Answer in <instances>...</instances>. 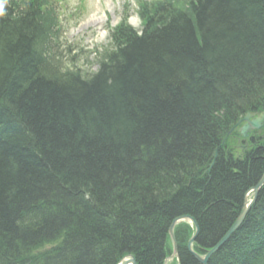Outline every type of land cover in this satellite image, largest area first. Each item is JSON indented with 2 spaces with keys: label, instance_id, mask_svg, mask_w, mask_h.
<instances>
[{
  "label": "trees",
  "instance_id": "trees-1",
  "mask_svg": "<svg viewBox=\"0 0 264 264\" xmlns=\"http://www.w3.org/2000/svg\"><path fill=\"white\" fill-rule=\"evenodd\" d=\"M1 6L0 264H164L184 216L214 247L264 172V140L229 135L264 111V0L145 4L92 75L54 55L47 0ZM210 264H264V187Z\"/></svg>",
  "mask_w": 264,
  "mask_h": 264
},
{
  "label": "rangeland",
  "instance_id": "rangeland-1",
  "mask_svg": "<svg viewBox=\"0 0 264 264\" xmlns=\"http://www.w3.org/2000/svg\"><path fill=\"white\" fill-rule=\"evenodd\" d=\"M81 2L82 0H64L65 9H62V12L65 15L64 20H67V22H65V32L61 39L62 44L66 45L67 48H71L74 53H78L80 49H83L85 55L81 57V65L84 66V69L95 73L98 69L95 52L103 51L104 48L110 45L109 29L111 27H114L124 15H133L131 22L134 28L136 27V30L141 28V21L135 13L138 9V0H102L98 8L100 11H97L95 6H98L97 0H88L86 13L80 11L82 12L81 15L70 19L69 16L75 13ZM106 12L114 15L113 21L109 24L104 19ZM101 22H104V25H100ZM66 47L64 46L63 49ZM64 52L67 53V50Z\"/></svg>",
  "mask_w": 264,
  "mask_h": 264
},
{
  "label": "water",
  "instance_id": "water-1",
  "mask_svg": "<svg viewBox=\"0 0 264 264\" xmlns=\"http://www.w3.org/2000/svg\"><path fill=\"white\" fill-rule=\"evenodd\" d=\"M242 123H244V125L241 127L240 132H241V135L243 137L249 136V134L252 133L253 131H260L264 128V112L262 114H259V115L253 114V113H248L244 119H242L241 121L238 122L237 126H240ZM263 187H264V174H263L262 178L260 179L259 183L257 184V186L254 188L256 195L253 198V200L251 201V205L250 206H244L242 212L240 213L239 220L233 225L232 229L226 235L223 242H220L215 248L209 250L207 252V254L205 255V257L198 255L193 249L195 240L198 237L199 225L195 222V220L192 217H189V216L176 219L173 222L171 229H170V237L172 239L173 246H174V253H173L172 257H177V255H178V243H177V239H176V236L174 233V230H175L174 228L179 223L189 220L195 224L196 234L189 240L188 250L202 264H208L211 257L214 256L216 253H218L221 250V248L227 243V241L230 239V237L243 225V222L246 220L250 209L252 208V206L256 202V199L258 196L257 194L259 193V191ZM120 264H137V261H136L134 256L130 255V256L125 257Z\"/></svg>",
  "mask_w": 264,
  "mask_h": 264
},
{
  "label": "bare ground",
  "instance_id": "bare-ground-1",
  "mask_svg": "<svg viewBox=\"0 0 264 264\" xmlns=\"http://www.w3.org/2000/svg\"><path fill=\"white\" fill-rule=\"evenodd\" d=\"M220 149H222L224 152V155H226V158H228V156L230 155V150L228 149V147H226V146H222V147H220ZM231 149L232 150H235L236 149V147L235 146H232L231 147ZM252 149H255L254 151L255 152H258L259 150V148H252ZM218 153H219V148L217 149V152H215L214 153V159H213V161H212V164L214 165L215 163H216V161H217V159H218ZM263 174H264V172H263ZM263 174L261 175V177L258 179V181H257V183H256V185L254 186V187H251L250 189H248L247 190V192H246V194H245V196H244V198H243V203H242V208H241V210H240V213L242 212V210H243V208H244V206H250L251 205V201L253 200V198L255 197V191H254V188L257 186V184L259 183V181H260V179L262 178V176H263ZM263 189V188H262ZM261 189V190H262ZM261 190L259 191V193L257 194L258 196H257V199H256V202H257V200H258V197H259V194L261 193ZM256 202L254 203V205L256 204ZM254 205L252 206V208L254 207ZM252 208L250 209V211H249V213H248V215L250 214V212H251V210H252ZM240 213L238 214V215H235V219H234V223H233V225L239 220V216H240ZM248 215H247V217H248ZM195 219V218H194ZM247 219V218H246ZM196 220V219H195ZM246 221V220H245ZM245 221L243 222V224L245 223ZM173 224V223H172ZM172 224H171V226H172ZM180 224H178L177 226H175V230H174V233H176L175 231H176V228L179 226ZM233 225H231V227L227 230V232H226V234L221 238V240L214 246V247H212V248H210V249H202L203 250V252H197V248H196V246H193V249H194V251L198 254V255H200V256H202V257H205V255L207 254V252L209 251V250H211V249H213V248H215L220 242H223V240H224V238L226 237V235L229 233V231L232 229V227H233ZM171 226H170V229H171ZM242 227V226H241ZM241 227L230 237V239L227 241V243L235 236V234L236 233H238L239 231H240V229H241ZM170 229H169V236H170ZM201 233V230H200V226H199V231H198V236H199V234ZM171 238V237H170ZM198 238V237H197ZM188 243H189V241H188ZM188 243H187V249H188ZM196 243H197V239L195 240V243H194V245H196ZM224 247V246H223ZM222 247V248H223ZM221 248V249H222ZM189 251V250H188ZM190 253V252H189ZM191 254V253H190ZM192 255V254H191ZM193 256V255H192ZM194 257V256H193ZM214 256H212L211 257V259L213 258ZM195 258V257H194ZM196 259V258H195ZM211 259H210V261H211ZM197 260V259H196ZM198 262H199V264H202L199 260H197ZM210 261L208 262V264H210ZM165 264V263H164Z\"/></svg>",
  "mask_w": 264,
  "mask_h": 264
},
{
  "label": "flooded vegetation",
  "instance_id": "flooded-vegetation-1",
  "mask_svg": "<svg viewBox=\"0 0 264 264\" xmlns=\"http://www.w3.org/2000/svg\"><path fill=\"white\" fill-rule=\"evenodd\" d=\"M256 137H259V136H254V137H252L249 141L250 142H252V144H254L253 142H254V140L256 139ZM260 138V137H259ZM239 142V141H238ZM241 143H244V144H246V145H248L247 143H248V140H245V141H241ZM255 145V144H254ZM245 146V145H244ZM236 148L238 147V146H235Z\"/></svg>",
  "mask_w": 264,
  "mask_h": 264
}]
</instances>
